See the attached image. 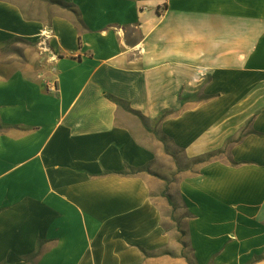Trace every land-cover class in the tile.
<instances>
[{"label": "crops", "instance_id": "0c3cea01", "mask_svg": "<svg viewBox=\"0 0 264 264\" xmlns=\"http://www.w3.org/2000/svg\"><path fill=\"white\" fill-rule=\"evenodd\" d=\"M60 1L83 33L0 0V264H264V0ZM107 96L188 162L225 152L168 186L181 224Z\"/></svg>", "mask_w": 264, "mask_h": 264}, {"label": "rangeland", "instance_id": "374dc122", "mask_svg": "<svg viewBox=\"0 0 264 264\" xmlns=\"http://www.w3.org/2000/svg\"><path fill=\"white\" fill-rule=\"evenodd\" d=\"M41 1L47 3L49 6H51L50 2L51 1H54V0H41ZM21 4H23V6H24L23 8H25V11L28 14H31L32 13L33 16H34V14L37 15L39 11L42 12L44 14V16L48 14L44 10L45 8H41L39 11H37V10L36 11H32V10L29 9V6H28V3L27 2H24L23 1ZM50 9H51L50 10L51 11V15L52 14H56L57 12L60 13V11H59L58 8H55V7L53 8L51 6ZM16 47L18 49H24L25 48V46L22 43H17L16 44ZM131 117L132 118L134 117V120H131L130 123H129L131 126L138 125L139 123L143 124L142 121L137 116L132 115ZM151 135L154 136L153 138L151 137L152 138L151 139L152 142H155V141L161 142L159 140V138L156 137L153 133ZM217 158L218 157H216L215 159H217ZM198 161H199L198 159H195L193 161H189L188 162V161H186V159L184 158V156L181 155V154H176V153L173 154L171 152H170V154H167L163 150L162 155L157 158L156 163L154 165L148 167V170L147 171H143V172H146L149 175L155 177L156 179L163 181L164 188L165 189H164V191L162 193V196L165 197L164 196V192L166 190L168 191V194L170 195V191H169V187L168 186L171 183H175L176 180L180 177L181 174H184V173L185 174L186 173L196 174V173H198V170H199L200 166L203 165V164L199 163ZM171 210L173 212V209L170 206V211ZM173 214H175L176 216L180 217V221H182V218H184V214H183V211L181 209L177 213H174L173 212ZM176 219L174 218V216H172L171 219H170V222L173 223V222H176L177 221L178 224H181Z\"/></svg>", "mask_w": 264, "mask_h": 264}, {"label": "trees", "instance_id": "16d2710c", "mask_svg": "<svg viewBox=\"0 0 264 264\" xmlns=\"http://www.w3.org/2000/svg\"><path fill=\"white\" fill-rule=\"evenodd\" d=\"M51 5H54V6H57L63 10H67L71 13L74 14L75 16V19L73 20V23L75 24V26L77 27V29L79 30L80 33H83L85 31V26L83 24V21L81 19V16L79 14V12L74 8L72 7L71 5H68L60 0H54V1H51L50 2ZM107 98L111 101H113L115 104H117L119 107L123 108L124 110L128 111L130 114L134 115V116H137L143 123L145 129L148 131V132H151L153 133L156 137L159 138V140L163 143L164 145V150L167 154H170V147L167 143V139L163 136H161V134L156 130V129H150L149 126H148V121L147 119L142 115L140 114L139 112L137 111H134V110H131L127 107V105H125L122 101L120 100H117L116 98H113L111 96H107ZM165 118V115H163L159 121H158V124L160 122H162V120ZM0 129L2 130V128L0 127ZM240 139L237 141L239 142ZM225 154L224 151H218V152H215V153H209V154H206L200 158H197L199 161V163L201 164H206V163H209V162H212L216 157L220 158L221 156H223ZM217 158V159H218ZM232 165H236V163L234 162H231ZM148 168L146 169H143V170H140V171H137L136 173L134 172H131V175H135V174H138L140 172H143V171H147ZM164 196L167 198L170 206L172 207L173 209V212L176 213L177 209H178V204L175 202V199L168 194V191L166 190L164 192ZM174 216V214H173ZM175 218V217H174ZM185 246V245H184ZM186 247V246H185Z\"/></svg>", "mask_w": 264, "mask_h": 264}, {"label": "built area", "instance_id": "2783aa9c", "mask_svg": "<svg viewBox=\"0 0 264 264\" xmlns=\"http://www.w3.org/2000/svg\"><path fill=\"white\" fill-rule=\"evenodd\" d=\"M47 35H49V34H47ZM45 38L47 39L48 36H45ZM54 58H55V57H54ZM55 90H56V88H55V84H54L53 82H51V84H50L49 87H48V91H49V92H55Z\"/></svg>", "mask_w": 264, "mask_h": 264}]
</instances>
